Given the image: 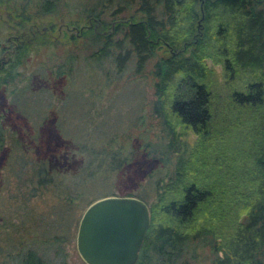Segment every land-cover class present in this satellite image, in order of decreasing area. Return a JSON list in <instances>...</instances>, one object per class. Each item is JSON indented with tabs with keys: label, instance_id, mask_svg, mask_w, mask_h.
<instances>
[{
	"label": "trees",
	"instance_id": "16d2710c",
	"mask_svg": "<svg viewBox=\"0 0 264 264\" xmlns=\"http://www.w3.org/2000/svg\"><path fill=\"white\" fill-rule=\"evenodd\" d=\"M37 5L38 13L52 12L58 0ZM100 8L84 7L86 26L81 18L63 23L60 29L76 31L62 37H84L83 57L99 67L109 60L118 73L133 62V71L142 75L152 62V113L164 141L130 134L116 148L100 149L98 137L87 132L90 142L74 135L64 147V162H57L50 153H26L35 143L23 131L10 135L12 147L5 150L9 131L0 124V155L6 154L21 180L33 183L29 196L52 184L64 193L61 201L77 198L85 206L95 198L90 185L102 176L109 180L134 155L141 166L149 162L148 177L156 164L169 162L166 177L155 178V199L147 202L150 224L136 264H193L187 254L201 240L215 253L212 264H264V0H122L110 21ZM2 14L0 26L7 22L10 29L30 20ZM96 21L103 28L114 23L111 31L101 32ZM35 25L0 41L1 82L19 95L23 89L17 83L25 74L17 68H24L30 51L41 50L21 34L36 31L42 50L64 44L50 33L52 22L45 30ZM79 57V51H69L57 73H72ZM208 60L221 66V79ZM189 130L196 134L192 142ZM22 247L19 264H46L36 249Z\"/></svg>",
	"mask_w": 264,
	"mask_h": 264
},
{
	"label": "rangeland",
	"instance_id": "374dc122",
	"mask_svg": "<svg viewBox=\"0 0 264 264\" xmlns=\"http://www.w3.org/2000/svg\"><path fill=\"white\" fill-rule=\"evenodd\" d=\"M119 1L122 2L58 0L56 10L47 13H38L39 0L0 1L3 16L8 17L11 13L13 21L20 15L30 17L17 30L8 28L7 22L1 24L2 44L10 40L13 34H20L30 23L43 30L51 22L54 26L50 33L57 35L55 39L64 43L59 44V48L52 44L42 50L45 46L40 43L36 31L21 34L35 40L34 45L41 50L30 51L24 68H17L25 74L17 83L18 88L23 89V94L20 92L22 95L12 92L8 84L0 79V124L9 131L5 150L12 147L10 135H17L21 131L35 143L31 145L32 150L26 153H50L57 162H64V147L69 144L68 139L76 138L74 135L77 139L84 138L90 142L87 132L91 133L90 137H98L100 149L116 148L130 134V138L141 136L143 140L164 141L159 120L152 113L155 99L152 87L154 79L150 72L152 62L148 63L142 75L133 71V62L121 73L115 72L114 64L109 60L103 61L99 67L96 62L83 57L88 50L84 37L79 36L75 41H66L62 37L64 32L69 34L76 29L65 31L64 26L59 28L65 22L80 18L81 24L86 26V19L82 18L84 7H93L94 10L104 8L102 17L110 21V12ZM111 28L112 23L104 27L106 31H111ZM76 50L80 52V57L72 73H57V65L64 63L62 66H66L67 54ZM160 51L167 53L168 47L161 46ZM208 63L216 68L217 76L221 79V66L212 64L210 60ZM187 132L188 142H192L196 134L190 130ZM111 138L114 140L110 146L108 140ZM5 156L0 155V264H19L22 246L36 249L46 259V264H59L62 261L66 264H87L75 246L76 226L85 205L79 203L77 198L71 203L61 201L64 193L59 194L52 184L43 186L36 195L29 196L33 183L21 180V175L8 164ZM75 159H72V166L76 164ZM138 161L139 156L134 155L126 167L115 171L109 180L103 176L97 179L90 185L89 195L98 197L133 193L142 195L150 203L155 199V178L165 176L169 162L156 164L155 173L148 177L149 162H143L141 166ZM101 191L104 193L101 194ZM58 218L61 220L58 221ZM56 234L66 239L55 240ZM214 254L210 245L201 240L196 242L187 257L193 264H212Z\"/></svg>",
	"mask_w": 264,
	"mask_h": 264
},
{
	"label": "water",
	"instance_id": "95a60500",
	"mask_svg": "<svg viewBox=\"0 0 264 264\" xmlns=\"http://www.w3.org/2000/svg\"><path fill=\"white\" fill-rule=\"evenodd\" d=\"M149 224V204L141 197H95L83 208L77 222V252L87 264H136Z\"/></svg>",
	"mask_w": 264,
	"mask_h": 264
},
{
	"label": "flooded vegetation",
	"instance_id": "af4514ba",
	"mask_svg": "<svg viewBox=\"0 0 264 264\" xmlns=\"http://www.w3.org/2000/svg\"><path fill=\"white\" fill-rule=\"evenodd\" d=\"M113 23L114 22H112V26H113ZM100 24H101L100 21H96V23L94 24V26L96 28H99V31H101V32H107L106 29H104Z\"/></svg>",
	"mask_w": 264,
	"mask_h": 264
}]
</instances>
